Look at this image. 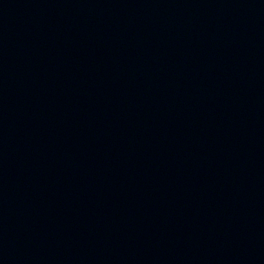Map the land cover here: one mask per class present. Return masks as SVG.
Segmentation results:
<instances>
[{"label": "water", "instance_id": "1", "mask_svg": "<svg viewBox=\"0 0 264 264\" xmlns=\"http://www.w3.org/2000/svg\"><path fill=\"white\" fill-rule=\"evenodd\" d=\"M0 264H264V0H0Z\"/></svg>", "mask_w": 264, "mask_h": 264}]
</instances>
